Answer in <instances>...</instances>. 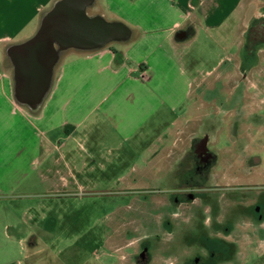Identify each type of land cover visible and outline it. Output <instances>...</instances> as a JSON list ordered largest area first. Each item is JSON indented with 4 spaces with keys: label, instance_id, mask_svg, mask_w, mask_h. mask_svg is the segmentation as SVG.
<instances>
[{
    "label": "rangeland",
    "instance_id": "rangeland-1",
    "mask_svg": "<svg viewBox=\"0 0 264 264\" xmlns=\"http://www.w3.org/2000/svg\"><path fill=\"white\" fill-rule=\"evenodd\" d=\"M260 6L261 0H247L236 25L240 27L238 37L226 27L208 32L202 29L194 41L179 49L178 55L196 79L187 112L180 115L176 128L168 129L172 126L169 118L161 129L166 133L161 142L155 137L161 131H150L112 151L101 141L94 148V160L86 156L87 150L76 148L71 166L75 165L78 183L61 186L55 172L60 166L50 165L48 169L46 163H30L38 138L27 123L18 138L6 137L0 131V152L22 147L24 156L23 161L19 157L0 162V185L5 184L0 193V264L3 259L8 264L19 260L26 264V256L28 264H139L133 256L143 240L150 243L152 258L148 264H183L181 257H189L192 250L186 246L181 250L179 244H184V239L190 240L195 254L207 259L211 255L217 264H264V231L259 225L264 214V68L248 69L243 78L234 61L242 45L236 42L242 43L241 32L260 13ZM125 15L131 19L145 16L141 8L126 9ZM111 46L119 48L121 44L111 42ZM260 59L264 65V52ZM200 80L204 83L198 91ZM237 81L240 84L232 89ZM198 124L208 130L209 145L219 155L206 190L219 198L215 205L219 212L213 219L209 201L204 206L199 201V209L190 205L180 214L179 210L171 213L167 217L174 224L171 229L164 218L157 221L163 217L159 207L152 212L141 208H149L144 198L150 199V189L163 197L159 192L168 188L167 180L174 185L169 176L177 164L191 163L187 156ZM148 139L154 152L143 145ZM156 154L162 156V162L152 158ZM245 159L249 162L243 191L218 190L216 183L220 187L233 185L225 179L229 175L225 167H231L235 175ZM219 191L223 192L220 196ZM205 208L207 223L211 219L212 223L226 222L217 234L207 230L203 222ZM193 210L198 221H194L192 231L185 215ZM151 220L157 222L150 230L142 229L140 222ZM178 224L184 233L180 237ZM6 229L9 237L5 236ZM179 240L183 243L177 245Z\"/></svg>",
    "mask_w": 264,
    "mask_h": 264
},
{
    "label": "crops",
    "instance_id": "crops-1",
    "mask_svg": "<svg viewBox=\"0 0 264 264\" xmlns=\"http://www.w3.org/2000/svg\"><path fill=\"white\" fill-rule=\"evenodd\" d=\"M54 1L0 0V131L6 137L18 138L27 123L38 138L30 163H46L48 169L50 165L60 166L55 172L61 186L78 183L75 165L71 166L76 148L87 150L86 156L94 160V148L101 141L107 142L112 151L122 142L161 131L169 118L172 126L168 129L176 128L187 112L196 79L182 62L179 49L194 41L202 29L208 32L226 27L238 37L240 27L236 25L247 2L97 0L100 13L131 28V39L120 43L119 48L109 44L96 51L65 53L54 70L51 89L40 109L31 112L14 98L12 68L5 49L29 38L42 13ZM138 8L143 9L144 17H126V9ZM240 44L241 41L236 42ZM165 134L161 131L155 137L161 142ZM150 141L143 145L151 153L154 149ZM22 153V147L0 152V162L19 157L23 161ZM154 156L162 162V156ZM3 187L5 184L0 185V193ZM260 217L259 225L264 231V214ZM5 236L9 237L7 229ZM16 264L25 263L19 260Z\"/></svg>",
    "mask_w": 264,
    "mask_h": 264
},
{
    "label": "water",
    "instance_id": "water-1",
    "mask_svg": "<svg viewBox=\"0 0 264 264\" xmlns=\"http://www.w3.org/2000/svg\"><path fill=\"white\" fill-rule=\"evenodd\" d=\"M131 37L127 24L107 20L98 11L97 0H55L42 13L32 36L5 49L16 102L37 112L65 53L96 51L111 42H128Z\"/></svg>",
    "mask_w": 264,
    "mask_h": 264
},
{
    "label": "flooded vegetation",
    "instance_id": "flooded-vegetation-1",
    "mask_svg": "<svg viewBox=\"0 0 264 264\" xmlns=\"http://www.w3.org/2000/svg\"><path fill=\"white\" fill-rule=\"evenodd\" d=\"M260 13L258 15H254L250 22L246 25L245 29L242 30L241 35L243 36V41L241 47L238 49V57L234 60L238 62L237 69H240L241 76L244 78L246 75L243 73L247 71L248 69L251 70L254 67L261 66L264 68L263 61L260 59V53L264 52V0H261V6H260ZM240 57V60H239ZM229 66V64L227 65ZM248 67V68H247ZM264 74V73H263ZM262 74V75H263ZM242 82V80H241ZM204 82H201V80L197 84L198 91L202 88V84ZM237 84H240L239 81L235 82L233 86H230L233 88H237ZM201 118V116H200ZM202 121V119H201ZM202 123V122H201ZM197 134H193L191 141H190V153L188 154L187 158L191 160V163H188V165H185L184 163L177 164L178 167L176 169H173L171 171V175L169 176V179H173L174 185L170 184L169 180H167V183L169 184L167 189H163V192H159L160 196L154 195L157 193L155 190L150 189L149 193L151 194L150 199H146V202L148 203V209L145 207H142L141 210H146L147 212H152V209L159 207L158 209L160 212H163V217L159 220L163 221V218L165 219V223L169 224V227L171 226V229L174 227L173 222H169L168 218H170V214H177V211L180 212L183 209L187 210V207L192 205L193 208L196 207V204L199 203V201H203V206L206 205V201H209L210 204V213H212L213 219H215L217 216L215 215V212H219V209H215V205L219 203V198H216V195L214 196V193H209L207 184L213 179V169L217 167V163L219 160V155L217 153V150L214 148H211L210 144V138L208 130L203 128V124H198V127L195 131ZM244 137L242 138V141H244ZM242 162L238 169L235 172V175L231 174L232 170L231 167H225L226 172L229 174L225 177V179L231 181L228 183H233V185H227L224 187H220V184L216 183L218 190L222 191L224 188H229L232 191H243L244 188V182L243 179L246 177L247 171H248V160L245 159ZM252 166V164H250ZM168 179V178H167ZM219 191V196L222 195L223 192ZM154 193V194H153ZM153 194V195H152ZM152 196H156L154 199H152ZM143 197V196H142ZM137 201H139V197L136 198ZM173 206L175 208H173ZM184 207V208H183ZM156 209V210H158ZM175 209V211H173ZM199 209V208H198ZM259 209V207H258ZM176 212V213H175ZM206 217L204 218L203 222L208 217L206 213V208L204 210ZM216 212V213H217ZM173 216V215H172ZM168 217V218H167ZM198 221L197 218V212L193 210L191 213H186L185 215V223H187L191 230H195V222ZM157 221H150V222H140V225L143 224L141 227L142 229H149L151 228L153 223ZM215 222V220H214ZM212 223V219L209 223L206 221L205 226L207 230L214 231L215 234H217L220 230L219 227L221 225H225L226 222L223 224L221 223ZM177 223V222H176ZM212 223V224H211ZM163 225V223H162ZM179 229V237L183 236V231L181 228V225L178 224ZM163 226L161 227L162 230ZM205 229V228H204ZM150 230V229H149ZM191 231V232H192ZM183 233V234H182ZM184 238V237H183ZM179 243H183L179 240L177 245ZM182 251L184 250V247H191V255L185 258L182 256V263L183 264H217L214 262L213 256L210 255V257L203 258V255H197L194 253L193 245L190 243V240L184 239V244H179ZM139 251L134 254L133 258L135 261H137L139 264H148L151 261V253H150V243L146 240H143L140 243ZM200 251H203L200 249ZM207 259V260H206ZM206 260V261H205ZM211 260V261H210Z\"/></svg>",
    "mask_w": 264,
    "mask_h": 264
}]
</instances>
